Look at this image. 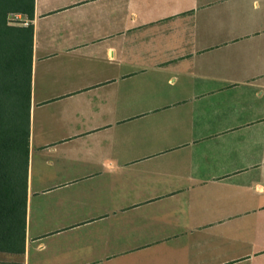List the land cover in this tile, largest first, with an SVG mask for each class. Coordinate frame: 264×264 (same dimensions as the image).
I'll use <instances>...</instances> for the list:
<instances>
[{
  "label": "crops",
  "instance_id": "obj_1",
  "mask_svg": "<svg viewBox=\"0 0 264 264\" xmlns=\"http://www.w3.org/2000/svg\"><path fill=\"white\" fill-rule=\"evenodd\" d=\"M22 252L0 264H264V0H34Z\"/></svg>",
  "mask_w": 264,
  "mask_h": 264
},
{
  "label": "trees",
  "instance_id": "obj_2",
  "mask_svg": "<svg viewBox=\"0 0 264 264\" xmlns=\"http://www.w3.org/2000/svg\"><path fill=\"white\" fill-rule=\"evenodd\" d=\"M34 0H0V251L22 252L32 26H14L10 14L32 17Z\"/></svg>",
  "mask_w": 264,
  "mask_h": 264
},
{
  "label": "rangeland",
  "instance_id": "obj_3",
  "mask_svg": "<svg viewBox=\"0 0 264 264\" xmlns=\"http://www.w3.org/2000/svg\"><path fill=\"white\" fill-rule=\"evenodd\" d=\"M8 22L14 26H27L28 20L24 15L21 14H10L8 16Z\"/></svg>",
  "mask_w": 264,
  "mask_h": 264
}]
</instances>
